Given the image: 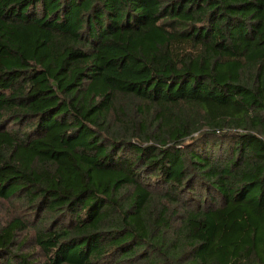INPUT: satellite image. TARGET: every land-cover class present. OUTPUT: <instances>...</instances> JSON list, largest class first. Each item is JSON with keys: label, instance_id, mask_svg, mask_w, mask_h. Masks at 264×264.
Segmentation results:
<instances>
[{"label": "trees", "instance_id": "obj_1", "mask_svg": "<svg viewBox=\"0 0 264 264\" xmlns=\"http://www.w3.org/2000/svg\"><path fill=\"white\" fill-rule=\"evenodd\" d=\"M0 205V264H264V0H0Z\"/></svg>", "mask_w": 264, "mask_h": 264}, {"label": "rangeland", "instance_id": "obj_2", "mask_svg": "<svg viewBox=\"0 0 264 264\" xmlns=\"http://www.w3.org/2000/svg\"><path fill=\"white\" fill-rule=\"evenodd\" d=\"M10 207H3L0 205V222H5L9 218L13 217L14 215L12 214L13 212L7 211L6 209ZM34 233V231L31 228L26 229V231L20 233L17 235V241H22V239L26 236H31ZM34 244L32 241H30L28 244L23 246L22 252L27 250V251H33ZM41 251H38L37 253L34 254V257H38L40 255Z\"/></svg>", "mask_w": 264, "mask_h": 264}]
</instances>
